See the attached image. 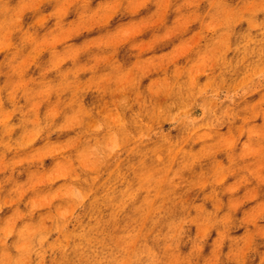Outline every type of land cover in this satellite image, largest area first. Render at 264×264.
<instances>
[{"label":"clouds","instance_id":"9594fccd","mask_svg":"<svg viewBox=\"0 0 264 264\" xmlns=\"http://www.w3.org/2000/svg\"><path fill=\"white\" fill-rule=\"evenodd\" d=\"M132 2L100 0L93 8L89 0L87 12L74 4L69 14L75 12L76 18L68 20L66 15L60 21L65 28L78 22L82 13L90 15L101 4L117 3L119 8L106 25L81 31L57 46L56 51L80 48L90 40L118 33L153 17L155 0L149 4L155 10L147 16L120 24L80 44L72 42L84 33L107 28L118 14L135 17L149 7L132 13L128 11ZM30 3L31 0H15V3L0 0V54L3 55L0 77L5 76L10 59L23 57L31 50L25 33H34L39 39L58 31L57 17L53 15L58 0H48L36 11H24L19 17L23 31L17 30L14 14L20 5ZM47 6H51V11H44ZM178 6L169 9L168 15L170 11L176 14L170 26L165 20L155 32L145 30L117 49L115 64L96 60L98 56L110 55L111 48L93 47L81 52L75 64L65 61L59 71L47 74L46 79L54 84L61 82V73L68 74L60 94L61 111L54 121L42 113L40 134L32 144L39 148L56 145L59 151L55 159L47 157L31 171H43L61 163L67 171L60 181L70 186L75 195L57 196L48 205L29 200L23 202L21 209L18 204L15 218L7 226H0V264H201V261L202 264H250L257 256L258 264H264V251H260L258 243L264 241V225L260 223L264 221V200L236 219V213L248 202L256 201L259 189L264 186V181L257 179L255 166L257 160L264 161V0H208L197 10L203 22L217 24L214 33L206 34L209 39L201 40L190 55L168 64L164 70L155 68L144 73L135 68L138 57L133 45L156 35L164 36L180 14ZM29 15L31 22L26 23L25 17ZM40 16L49 19L37 25ZM49 21H53L51 27H47ZM41 30H44L42 35ZM197 31L200 23L161 41L139 56V60L166 57ZM146 32H151L150 38L138 39ZM224 34L229 47L214 52L210 42L219 49ZM8 35L11 47L5 50ZM168 45L169 50L155 52L158 47ZM125 47L128 59L120 55ZM201 56L207 57L210 67L193 83L188 68ZM51 59L49 52L48 59H41L36 71H44ZM80 65L86 68L74 75L70 73V69ZM181 65L186 66L185 70L177 74ZM155 80L167 81L165 94H154ZM208 80L212 83L205 87ZM235 81L243 83L235 88L226 86V82L230 85ZM72 82L91 84L77 89ZM257 94L258 99L248 102ZM7 99L8 91L0 87V106ZM51 99H56L55 93ZM241 127L244 131L231 150L232 161L228 152L196 162L188 155L199 152L204 144H214L217 133L236 134ZM249 129H257L261 134L249 136ZM206 133L208 138L200 141L199 137ZM246 147L254 150L255 159L242 158ZM177 149H180L178 157L170 162ZM221 155L226 158V163L221 159L225 167L231 164L234 172L218 184L212 168L213 159H220ZM46 161H51L50 166H46ZM18 175L26 177L23 172ZM229 177L235 180L225 186ZM57 187V182L46 183L42 191L54 192ZM242 188L243 194L236 195ZM3 190L4 186L0 185V191ZM6 208L0 204V219L11 215L12 210ZM40 216L44 217L43 221ZM193 227L195 233L191 234ZM237 228H243V234L232 235ZM213 231L216 238L211 252L204 256L205 244ZM185 245H190L186 253L181 251Z\"/></svg>","mask_w":264,"mask_h":264},{"label":"rangeland","instance_id":"374dc122","mask_svg":"<svg viewBox=\"0 0 264 264\" xmlns=\"http://www.w3.org/2000/svg\"><path fill=\"white\" fill-rule=\"evenodd\" d=\"M15 3V0H12ZM91 7L95 8L100 0H91ZM153 0H133L129 5L128 11L132 13L138 12L140 9L149 5ZM208 0H155L156 10L154 5H149L148 8L141 10V12L133 17L127 14H118L110 23L107 28H101L94 30L92 33H84L82 36L75 38L72 42L80 44L83 40L92 38L96 35H101L107 31L114 30L118 25L128 23L130 20H138L140 17L147 16L155 10L153 17L141 20L138 24L129 25L118 33L111 34L107 37H101L100 39H94L86 42L80 48H65L63 52L56 51L57 46L63 44L65 41L77 36L81 31H89L93 28H98L106 25L113 15L118 11L119 5L117 3L101 4L90 15L81 14V18L78 22L74 21L69 24L68 27H64L60 21L66 16L68 20L76 18V13L69 10L74 4H79L84 7L87 12V5L89 0H58L59 6L56 12L53 13L57 17V30L49 32L42 38H37L34 33H25L27 43L32 47L27 52V55L23 57H17L15 60H9L8 70L4 77H0V87L8 91V99L0 106V185L4 186V190L0 191V204L7 206L6 211L12 210L11 215L7 219H0V226H7L17 215V205L23 208V202L29 200L38 202L41 205H48L50 202L55 201L57 196H74L75 193L72 191L70 186L64 185L60 178L66 174V169L61 163H57L55 167L45 169L43 171H31V169L38 168L40 163L47 157L56 158L57 152L59 151L56 145H45L43 148L35 147L32 142L35 141L40 134L39 124L42 118V113L45 118L50 121L58 118L61 111L60 94L66 86L67 73H61V82L54 84L52 81L46 79L47 74L53 70L59 71L65 61H72L75 64L77 56L93 47L97 48H111L112 52L108 56L96 57L97 62H112L115 64L117 49H120L122 45H126L130 40L140 36L145 30L151 29L154 32L162 25L165 20L167 25H171L175 18V13L171 12L168 15L169 9L173 5H179L177 12L180 13L172 27H170L164 36L156 35L151 40L144 41L140 40L134 44L133 47L137 53V64L135 68H139L142 72L148 73L150 69L159 68L164 70L168 64L177 63L183 56L190 55L193 48L198 47L199 43L203 39H209L210 37L206 34H212L217 30V24L214 22H203V17L197 10L199 7H203L204 3ZM48 3V0H31L30 4H22L18 7L15 12L17 30L23 31V26L19 22V17L24 11H36L41 5ZM187 9L188 11H182ZM45 12L51 11V6H47L44 9ZM168 15V17H167ZM167 17V18H166ZM31 15L25 17V22H31ZM49 16H40L36 20L37 25H43ZM200 23V31L195 32L188 41H182L175 49L167 54L166 57H152L147 61H140L139 56L153 49L161 41L176 37L178 34L187 32L191 26ZM53 21H49L47 27H51ZM195 27V26H194ZM44 30H41V35ZM151 36V32H146L142 37L138 39H148ZM225 38L221 40L219 49L213 47L214 42H210L209 47L212 50H224L229 47V44ZM5 50L11 47V36L5 37ZM168 46L158 47L155 52L159 54L162 51L169 50ZM51 52L52 59L48 67L42 72H37L36 67L39 66L42 60L48 59V53ZM121 57L128 59L127 48L122 49L120 52ZM42 57V58H41ZM0 59H3V55L0 54ZM35 66V67H34ZM186 66H179L177 68V74L183 72ZM210 67L207 62L206 56H201L200 59L193 64L191 68H188L191 79L195 83L206 70ZM86 68L85 65H80L74 69H70L71 74H75ZM76 84L77 89L90 87L91 82ZM212 81L208 80L204 82V86H208ZM243 81H235L232 84H227L230 87H239ZM155 86V95L165 94L167 91L166 80H155L153 81ZM70 86V85H69ZM53 93H55L56 99H51ZM259 98V94L254 97H250L248 102H254ZM75 99V94L73 96ZM46 106V110H45ZM226 131V129L224 130ZM244 131L241 127L236 134L229 132L226 135L217 133V139L214 144H204L199 152L189 153L193 162L199 161L206 158H214L219 152H228L229 161L233 160L231 150L235 146L238 140V136ZM261 133L257 129H249V136H259ZM208 138L206 133L204 136H200L199 140L204 141ZM55 139V137L53 138ZM25 145H29L25 147ZM113 147H116L115 141L113 140ZM180 149H177L175 153L169 158L170 162L174 161L179 155ZM244 156L252 157L255 159V152L251 147H246L242 153ZM220 159H213L212 172L215 176L216 183L224 181L225 176H230L234 169L229 164L225 167L224 162L226 158L221 155ZM46 166H50L51 161L45 162ZM257 179L264 181V161H256ZM25 173L26 177L18 175L19 173ZM23 180V183L19 181ZM235 177H229L225 181V186L234 182ZM57 182L59 187L54 192L42 191V186ZM235 187V185H233ZM245 189H241L236 195H242ZM225 202L227 197H224ZM260 200H264V186L259 189V196L256 201H250L245 204L237 213L236 219L242 218L244 211L249 210L255 206ZM67 210L65 209V212ZM44 217L40 216V220L43 221ZM264 225V221L260 222ZM243 228H237L233 231L232 235L243 234ZM195 233V228H192V233ZM204 232L200 233L203 236ZM216 238V232L209 236L208 241L205 244L203 255L207 256L211 252L212 241ZM261 245L260 251H264V241H258ZM190 245L182 247L181 251L186 253L189 250ZM224 251H227V243ZM259 257H256L255 261H251L250 264H258ZM50 264V262H48ZM202 264V261H201Z\"/></svg>","mask_w":264,"mask_h":264}]
</instances>
